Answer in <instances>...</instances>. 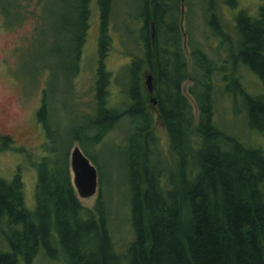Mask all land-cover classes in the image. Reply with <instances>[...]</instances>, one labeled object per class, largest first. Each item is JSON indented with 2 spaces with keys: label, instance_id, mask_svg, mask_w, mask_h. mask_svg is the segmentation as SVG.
Segmentation results:
<instances>
[{
  "label": "trees",
  "instance_id": "trees-1",
  "mask_svg": "<svg viewBox=\"0 0 264 264\" xmlns=\"http://www.w3.org/2000/svg\"><path fill=\"white\" fill-rule=\"evenodd\" d=\"M4 1L10 12L12 5L21 4L20 0ZM59 1L75 11V58L80 60L94 0ZM97 1L101 8V62L91 112L82 110L81 122L70 130L68 149L62 153L61 133L55 131L58 127L45 98L40 120L50 141L44 145L48 152L36 162V210L26 207L21 173L12 180L0 176V234L11 247V251L0 252V264H33L42 249L54 259L65 253L68 264H264V150L216 127L215 85L211 82L218 67L201 49L195 50L193 57L200 72L196 80L204 85L200 93L189 90L196 97V115L183 89L190 69L181 0H156L153 6L150 0L143 3L144 22L136 42L142 54L131 53L124 109L110 102L111 72L104 63L114 39L109 28L115 0ZM224 1L231 7L238 4V0ZM212 4L209 25L216 24L217 34L230 40L222 29L216 1ZM72 19L65 16L66 29ZM236 20V62L241 61L264 81V14L254 18L241 11ZM147 69L153 74L158 115L168 133L169 148L159 144L154 128L144 83ZM241 93L248 101L250 125L264 131V97L252 96L245 89ZM125 117L133 121L132 136L127 140L134 237L126 250L119 252L104 192L101 190L93 208L80 201L69 153L79 142L89 156L90 146L103 143ZM14 143L11 136H0V151L12 149ZM168 152L174 155V163Z\"/></svg>",
  "mask_w": 264,
  "mask_h": 264
},
{
  "label": "rangeland",
  "instance_id": "rangeland-1",
  "mask_svg": "<svg viewBox=\"0 0 264 264\" xmlns=\"http://www.w3.org/2000/svg\"><path fill=\"white\" fill-rule=\"evenodd\" d=\"M20 1V5H12L10 12L5 7L8 2L0 0V136H11L15 141L12 149L0 151V176L12 180L21 173L26 207L35 211L38 185L36 162L48 152H45L44 145L50 141L48 131L40 120L44 101L46 98L50 104L52 122L58 127L55 131L61 133L60 148L64 153L68 149L70 130L81 122L80 113L82 110L84 114L91 112L89 106L94 99L97 69L101 62L100 16L96 2H93L91 26L83 45L82 58L76 60L73 23L76 18L70 5L59 0ZM215 1L222 29L231 41L217 34L219 28L216 24H212V28L209 25L212 0H185L183 37L190 76L184 81L183 89H186V95L199 116L196 97L191 93L192 90L200 93L204 85L196 80L200 72L198 62L193 57V52L201 49L218 67L211 82L215 85L213 122L216 127L248 145L264 150V131L250 125L248 101L241 93L245 89L252 96L264 97V81L235 59L239 47L236 18L241 11H247L254 18L261 17L264 14V0H238L236 7H231L224 0ZM143 3L145 0L114 1L109 28V34L114 39L104 63L111 72L110 102L119 109L126 108L131 53L142 54L136 42L144 21L141 16ZM67 15L73 17L70 29H66L69 26L66 27L63 22ZM207 66L209 71V62ZM195 69L198 70L197 74ZM146 80L145 76V85ZM149 108L154 114L158 142L168 147V133L159 118L157 106L151 101ZM132 126L133 121L131 123L125 117L103 143L90 146L92 155L88 157L99 169V190L92 197H79L84 205L93 208L101 190L104 192L111 215L110 227L119 252H124L134 237L130 208L131 150L127 140L132 136ZM75 146L81 147V144L76 142L70 150V168ZM168 155L173 162L174 155L171 152ZM8 251H11L9 241L1 233L0 252ZM33 264H68V260L63 252L54 259L42 249Z\"/></svg>",
  "mask_w": 264,
  "mask_h": 264
},
{
  "label": "water",
  "instance_id": "water-1",
  "mask_svg": "<svg viewBox=\"0 0 264 264\" xmlns=\"http://www.w3.org/2000/svg\"><path fill=\"white\" fill-rule=\"evenodd\" d=\"M185 10V0H183L181 19L183 31ZM146 79L148 94L152 96V102L156 105L157 99L154 97L153 74L150 71L146 73ZM184 90L186 93V89ZM71 168L74 173L73 181L78 196L88 198L96 195L99 190V171L80 146H75L72 151Z\"/></svg>",
  "mask_w": 264,
  "mask_h": 264
},
{
  "label": "flooded vegetation",
  "instance_id": "flooded-vegetation-1",
  "mask_svg": "<svg viewBox=\"0 0 264 264\" xmlns=\"http://www.w3.org/2000/svg\"><path fill=\"white\" fill-rule=\"evenodd\" d=\"M155 1L156 0H150V4H151V6H153V4L155 3ZM93 2H96V4H97V8H98V12H99V16H100V25H101V8L99 7V5H98V1L97 0H95V1H92V3ZM92 3H91V13H90V15H89V19H91V17H92V14H93V12H92ZM181 3H182V6H183V0H181ZM186 9V8H185ZM185 13H186V11H185ZM186 17V16H185ZM182 19V18H181ZM91 22V21H90ZM144 22V21H143ZM151 24H150V26H151V28H152V31L154 32V30H155V22L154 21H152V22H150ZM184 23H185V19H184ZM181 26H182V24H181ZM182 30H183V27H182ZM99 39H100V32H99ZM148 71H150V70H145L144 71V77L146 76V73L148 72ZM148 96H149V94H148ZM155 97V96H154ZM152 101V96H149V103ZM156 106H158V102H157V104H156ZM158 109V108H157Z\"/></svg>",
  "mask_w": 264,
  "mask_h": 264
}]
</instances>
